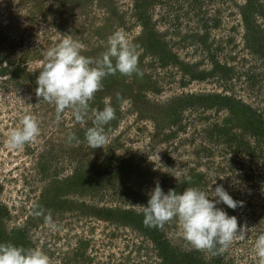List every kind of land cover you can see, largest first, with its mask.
<instances>
[{
    "label": "rangeland",
    "instance_id": "rangeland-1",
    "mask_svg": "<svg viewBox=\"0 0 264 264\" xmlns=\"http://www.w3.org/2000/svg\"><path fill=\"white\" fill-rule=\"evenodd\" d=\"M117 31L143 76L106 77L81 121L71 109L57 120L36 95L46 52L69 38L98 60ZM106 105L115 119L94 149L86 132ZM25 116L39 134L11 149ZM157 182L222 184L243 202L217 205L246 229L218 254L192 248L175 219L157 230L189 263L264 264V0H0V243L51 264H168L152 230L123 216L142 215Z\"/></svg>",
    "mask_w": 264,
    "mask_h": 264
},
{
    "label": "clouds",
    "instance_id": "clouds-1",
    "mask_svg": "<svg viewBox=\"0 0 264 264\" xmlns=\"http://www.w3.org/2000/svg\"><path fill=\"white\" fill-rule=\"evenodd\" d=\"M80 49L81 45L69 38L49 49L36 79L37 97L55 105L57 120L66 109H71L74 118L81 121L88 112V101L102 87V81L106 77L114 76L117 72L123 76H143L138 67L136 47L128 42L121 31L109 37L107 48L98 60L85 57ZM5 72L6 70L2 73L3 76ZM114 119L115 110L110 105L96 111L93 127L87 130L85 137L92 148H103L107 143L108 137L104 129ZM39 131L35 119L25 116L20 127L9 133L8 147L22 148L32 142ZM212 185L210 191L190 187L182 192L170 189L165 193L157 182L148 193L147 204L139 205L145 226L163 228L175 219L181 227L183 239L195 250L212 254L226 251L237 236L246 234V229L238 228L237 217L229 216L227 211L217 205L223 204L234 210L243 206V202L234 200L222 184L217 185L214 190ZM46 220L55 227L50 214ZM254 254L264 260V233H260L254 242ZM0 264L51 262L49 256L39 248L26 249L7 242L0 243Z\"/></svg>",
    "mask_w": 264,
    "mask_h": 264
},
{
    "label": "trees",
    "instance_id": "trees-1",
    "mask_svg": "<svg viewBox=\"0 0 264 264\" xmlns=\"http://www.w3.org/2000/svg\"><path fill=\"white\" fill-rule=\"evenodd\" d=\"M110 213V212H109ZM123 216L130 221H133V223L136 224V222L142 223L141 226H144L145 224L143 223V214L142 215H137L135 212L132 211H126L123 213ZM138 225V224H137ZM139 226V225H138ZM140 227V226H139ZM147 227V226H145ZM150 230H152V240L155 242L156 246L158 247V252L161 254V257L165 260L166 263L168 264H191L188 262L189 257L185 255H179L176 251V249L171 246L166 240H163L161 236L157 235V230L159 228H151L149 227ZM198 264V262L196 263Z\"/></svg>",
    "mask_w": 264,
    "mask_h": 264
}]
</instances>
